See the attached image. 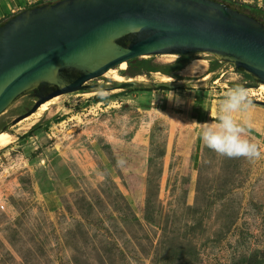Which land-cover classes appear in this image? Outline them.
<instances>
[{"label":"rangeland","instance_id":"374dc122","mask_svg":"<svg viewBox=\"0 0 264 264\" xmlns=\"http://www.w3.org/2000/svg\"><path fill=\"white\" fill-rule=\"evenodd\" d=\"M10 3L18 11L37 0ZM189 57L206 72L163 82L159 72L114 69L143 88L173 89H112L105 74L89 82L97 88L55 97L33 138H21L33 123L13 125L33 107L30 93L0 116V132L14 136L0 150V264H264V131L251 124L262 155L249 161L210 150L191 123L193 103L197 121H210L228 89L260 84L213 55ZM250 98L234 118L264 122V93ZM51 184L60 206L49 210Z\"/></svg>","mask_w":264,"mask_h":264},{"label":"water","instance_id":"95a60500","mask_svg":"<svg viewBox=\"0 0 264 264\" xmlns=\"http://www.w3.org/2000/svg\"><path fill=\"white\" fill-rule=\"evenodd\" d=\"M194 54L264 84V23L217 0H60L25 9L0 25V116L31 91L37 100L13 125L57 96L97 88L89 82L122 63Z\"/></svg>","mask_w":264,"mask_h":264},{"label":"clouds","instance_id":"9594fccd","mask_svg":"<svg viewBox=\"0 0 264 264\" xmlns=\"http://www.w3.org/2000/svg\"><path fill=\"white\" fill-rule=\"evenodd\" d=\"M250 90L243 85L228 89L219 101L218 113L210 121H192L200 129V139L212 151L227 158H261V147L249 137L251 123L238 121L236 113H247L252 107Z\"/></svg>","mask_w":264,"mask_h":264},{"label":"trees","instance_id":"16d2710c","mask_svg":"<svg viewBox=\"0 0 264 264\" xmlns=\"http://www.w3.org/2000/svg\"><path fill=\"white\" fill-rule=\"evenodd\" d=\"M20 1L22 2L23 0H20ZM58 1H60V0H54L52 2H46L43 0H39L34 5L24 7V9H29V8L41 6V5L47 4V3H55ZM217 1H221V2L231 6L234 9H237L243 13L249 14V15L255 17L256 19H258L264 23V11H262V10H259L257 8H253L251 6L248 7V6L242 5V4H239V5L233 4L230 2H226L224 0H217ZM0 14L5 16V19L3 21H0V25L4 24L8 19H10L11 17H13L15 15V13H11L8 5L4 1H1V0H0ZM189 62H190L189 56H181L174 63L159 66V65H154L150 59L138 58V59H134V60L128 62V69H129V73L133 74V76L144 75V74L146 75L149 73H158L159 72V73L163 74L164 76L179 79L180 78L179 75H176V74H178L180 71H182ZM241 72L244 73V71H241ZM244 74L246 75V77L248 79H253L247 73H244ZM232 86H235V85H232ZM127 90H131V91H157L158 89H156L154 87H150V88L146 89V88H143L141 85L140 87L133 88V89H127ZM37 129H38V124L34 125L32 127V129L30 131L26 132L24 135H22L21 138L29 139L30 137L34 136Z\"/></svg>","mask_w":264,"mask_h":264},{"label":"bare ground","instance_id":"6f19581e","mask_svg":"<svg viewBox=\"0 0 264 264\" xmlns=\"http://www.w3.org/2000/svg\"><path fill=\"white\" fill-rule=\"evenodd\" d=\"M168 56L172 57L173 59L176 58V55H168ZM206 64H207V62L205 60L193 59L186 65L183 72L187 75H197L199 73H204V72H206ZM127 66H128V64L125 62V63H122L120 66H118V69L121 71H125ZM105 76L110 77L112 80H114L117 83H129L131 81V78L126 79L123 75L118 74L117 71L114 69L109 70ZM207 78H208V73L203 77V80H205ZM161 80L163 82H170L172 80V78L165 76V77H162ZM116 91L117 90H114L111 93H116ZM250 92H251V96H253V97L258 96L260 93H264V84H260L259 89H257V90L251 89ZM56 99L57 98L44 103L43 105H41V107L34 114H32L31 116L22 120L17 125V126H19L18 130H24L31 123H36L37 121H39L40 118H42L43 115L47 111L50 110V107L55 104ZM13 142H14L13 134H11L8 131L0 132V150L9 147Z\"/></svg>","mask_w":264,"mask_h":264},{"label":"crops","instance_id":"0c3cea01","mask_svg":"<svg viewBox=\"0 0 264 264\" xmlns=\"http://www.w3.org/2000/svg\"><path fill=\"white\" fill-rule=\"evenodd\" d=\"M1 1H4L7 5H8V7H9V9H10V11H11V13H13V12H17V10H15V9H13L12 8V6H11V1L12 0H1ZM24 1V0H23ZM236 1H239V2H243V3H245V5H253V7H255V8H257V9H259V10H262V11H264V0H236ZM19 10H23L22 8H18ZM18 10V11H19ZM1 15V19L2 18H5V16L4 15H2V14H0ZM196 100V99H195ZM200 108V104H199V102H197V103H193L192 104V110H193V113H192V118L191 119H193V120H195V121H197V120H199V118H198V116H200V117H202V115L201 114H199V112L197 111L198 109ZM261 108V112H263V114H264V107L262 106V107H260ZM240 116L241 117V120H243L242 118H243V116H244V113H236L235 114V117H237V116ZM249 120V119H248ZM34 124L35 123H33V125L32 126H34ZM38 124V128L40 127V124L39 123H37ZM251 124L252 125H254L255 124V126H257V127H259L261 130H263L264 131V122H261V123H258V122H253V121H251ZM36 125V124H35ZM39 129H37V131H38ZM36 131V132H37ZM28 132V131H27ZM34 135H36V133L34 134ZM30 138H33V136L32 137H30ZM42 196H43V201L45 202V204H46V206H47V208L50 210L51 208H53V207H59L60 206V197H59V195H58V191H57V188L56 187H53V185L51 184V187H48L44 192H42ZM54 209V208H53Z\"/></svg>","mask_w":264,"mask_h":264},{"label":"flooded vegetation","instance_id":"af4514ba","mask_svg":"<svg viewBox=\"0 0 264 264\" xmlns=\"http://www.w3.org/2000/svg\"><path fill=\"white\" fill-rule=\"evenodd\" d=\"M47 91V90H46ZM45 91V92H46ZM30 95L33 97V99H32V102L34 103L36 100H37V98H36V96H35V91H31L30 92Z\"/></svg>","mask_w":264,"mask_h":264},{"label":"built area","instance_id":"2783aa9c","mask_svg":"<svg viewBox=\"0 0 264 264\" xmlns=\"http://www.w3.org/2000/svg\"><path fill=\"white\" fill-rule=\"evenodd\" d=\"M39 0H37V2H38ZM49 1V0H48ZM48 1H46V2H48ZM18 12V11H17ZM17 12H13V13H16L17 14ZM0 20H1V18H0ZM1 208L3 209L4 208V206H1Z\"/></svg>","mask_w":264,"mask_h":264}]
</instances>
